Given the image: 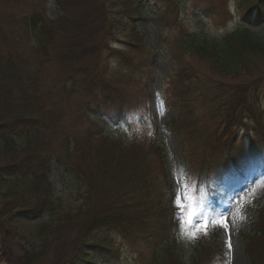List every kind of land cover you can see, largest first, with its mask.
<instances>
[{"label": "rangeland", "instance_id": "1", "mask_svg": "<svg viewBox=\"0 0 264 264\" xmlns=\"http://www.w3.org/2000/svg\"><path fill=\"white\" fill-rule=\"evenodd\" d=\"M237 2L179 0L175 5L173 0H146L145 18L134 28L147 49L126 53L135 58L147 55L153 58L131 72L134 82H125L130 94L129 106L113 103L98 111L83 105L81 96L63 99L56 106L58 114L52 115L47 127L37 132L32 128L12 131L0 139V169L13 166L27 153L35 152L29 160L19 162L20 168L14 173L24 178L18 184L8 181L6 176L0 180V264H53L65 255L70 256L83 236L74 231L64 232L66 227L75 228L76 219L72 216L69 217L72 223L64 225L62 233L50 236L43 255L35 262L25 263L27 257L41 250L51 216L55 217L52 222L55 230L59 227V215H65L67 209L74 211L81 204L79 187L92 178L101 154L113 150L112 155L122 147L129 151L122 157L132 163L130 172L139 173L145 167L141 153L149 151L155 157L150 163L155 183L161 187L167 179L176 191L173 206L177 210L174 221L179 236L176 248L167 245L169 252L164 257L168 264H176V259L180 264H250L249 258L255 264H264L261 259L264 245L259 244L257 226V212L264 205V171L252 173L247 179L238 178L240 183L233 182L235 190L228 199L216 203L218 207L205 204L202 184L195 183L205 167H218L228 135L236 144L242 141L243 136H239L243 130L230 125L232 111L224 109L229 89L243 85L252 92L257 88L258 102L264 107V78L253 80L248 74L225 78L207 59L185 52L180 44L185 43L182 38L185 34L204 42L234 32L243 24L240 15L244 9ZM82 3V0H47L44 12L50 22L48 27L59 26V19L71 10H78ZM12 12L10 6L4 9L0 5V57L10 56L15 61H24L25 65L34 58L33 44L29 42L34 35L26 17L9 18ZM248 28L255 36L264 38V20L255 26L249 23ZM123 37L124 34L118 36L121 42ZM128 40L134 39L128 36ZM252 58L264 70V54ZM175 67L178 72H174ZM23 91L34 94L31 89L23 88ZM123 117L138 140L145 136L149 141L133 145L128 131L119 124ZM262 147L253 153L264 157ZM159 152L162 153L158 155ZM159 156L164 157L163 161ZM226 182L224 179L220 186ZM21 190L25 192L21 199L36 202L34 214H21L27 210L19 209L17 201L21 200L15 199ZM153 195L159 200V192ZM221 220L227 228L219 223ZM211 230L220 231L221 238H211ZM142 235L116 240L109 260L98 264H156L154 246L162 247L161 241Z\"/></svg>", "mask_w": 264, "mask_h": 264}, {"label": "trees", "instance_id": "2", "mask_svg": "<svg viewBox=\"0 0 264 264\" xmlns=\"http://www.w3.org/2000/svg\"><path fill=\"white\" fill-rule=\"evenodd\" d=\"M82 1L78 10L64 14L63 19L58 21L59 26L50 28L44 12L47 0H0L1 7L5 9L10 6L13 9L9 18L26 17L27 26L34 35L33 41L29 38L33 44L34 58L28 60V64L24 65V61H15L10 56L6 59L0 57V139L12 131L32 128L37 132L47 127L52 115L58 114L56 106L63 99L81 96L83 105L95 107L98 111L107 104H131L125 82H134L131 72L143 67L147 59L153 58V55L135 58L126 53L147 49L144 39L134 28L145 18L146 0ZM173 1L175 5L179 3V0ZM237 1L240 9H244L240 15L243 24H239L234 32L219 40L204 42L196 41L193 36L190 39L185 34L182 37L185 43L180 44L185 52L207 59L214 70L225 78L244 74L254 77L253 80L264 78L261 65L252 60L253 56L264 54V38L255 36L248 28L249 23L255 26L264 20V0ZM245 1L250 2L247 4ZM123 34L125 38L121 42L118 36ZM128 36L134 40L129 41ZM259 61L263 60L260 58ZM179 65L183 66V63L179 61ZM177 68L174 72H178ZM23 88L33 90L34 94H25ZM253 89L251 92L243 85L232 87L223 100L224 109L232 111L230 125L241 128L243 133L239 138L243 137L236 144L228 135L222 146L218 167H205L202 176L196 178L195 183L202 184L208 206H217L216 203L226 197L219 191L224 179L227 182L232 179L235 181L247 178L253 171H264V157L253 153L259 146H263L264 150V107L258 102L257 88ZM119 124L128 131L133 145L139 142L144 145L149 141L145 136L143 140H138L136 133L130 131L131 124L124 117L119 119ZM111 152L113 150L101 154L92 178H87L88 182H83L79 187L81 204L74 211L67 209V216L60 214L59 227L55 230L52 227L55 217L51 216L52 222L47 224L51 226L45 229L41 250L27 257L25 263L35 262L43 255L50 236L56 237L62 233L63 226L72 223L69 218L72 216L76 219L75 228L66 227L64 232L74 231V234L83 236L70 256L65 255L60 262L57 260L53 264L106 262L116 240L132 239L139 233L153 237L151 239L159 238L162 247L156 249L154 246L155 257L158 258L156 264H168L164 257L169 252L167 245L176 248L179 236L178 224L174 221V186L167 179L161 187L155 183L156 179L150 173V163L155 157L149 151L141 153L145 167L139 169V173L130 172L132 163L127 157H122V154L129 152L127 148L122 147L112 155ZM34 155L35 152L27 153L13 166L1 168L0 180L6 176L8 181L18 184L24 178L22 174L14 173L20 168L19 162L29 160ZM163 158L159 156L161 161ZM46 160L44 158L43 162ZM163 178H166L164 173ZM158 192L159 200L153 195ZM24 194V190H21L15 198L21 200L17 201L20 203L19 209L27 208L21 214H34L36 202L32 199L24 201L21 199ZM257 213L258 235L261 236L259 244L264 245V205ZM211 231V238H221L220 231ZM261 259L264 260V256ZM249 260L250 264L256 263L252 258ZM176 264H180L178 259Z\"/></svg>", "mask_w": 264, "mask_h": 264}, {"label": "snow or ice", "instance_id": "3", "mask_svg": "<svg viewBox=\"0 0 264 264\" xmlns=\"http://www.w3.org/2000/svg\"><path fill=\"white\" fill-rule=\"evenodd\" d=\"M219 223L222 224L225 228H227V224L223 220L219 221ZM229 249H231V243H229Z\"/></svg>", "mask_w": 264, "mask_h": 264}, {"label": "bare ground", "instance_id": "4", "mask_svg": "<svg viewBox=\"0 0 264 264\" xmlns=\"http://www.w3.org/2000/svg\"><path fill=\"white\" fill-rule=\"evenodd\" d=\"M252 184H253V182L251 183V186H252ZM238 197H239V195H238ZM236 198H237V197H236ZM228 211H230V212H231V207H230V209H228ZM230 212H229V213H230Z\"/></svg>", "mask_w": 264, "mask_h": 264}]
</instances>
